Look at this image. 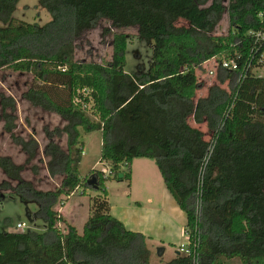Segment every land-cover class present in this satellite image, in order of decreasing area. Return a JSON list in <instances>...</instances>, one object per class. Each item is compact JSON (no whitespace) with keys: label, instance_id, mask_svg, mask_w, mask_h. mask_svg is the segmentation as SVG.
<instances>
[{"label":"trees","instance_id":"trees-1","mask_svg":"<svg viewBox=\"0 0 264 264\" xmlns=\"http://www.w3.org/2000/svg\"><path fill=\"white\" fill-rule=\"evenodd\" d=\"M225 1L40 0L52 17L40 26L14 18L21 0H0V71L31 73L34 82L23 98L65 123L48 134L44 149L50 177L62 179L54 191L36 189L23 179L22 165L0 157L8 179L0 184V205L4 193L36 203L35 218L45 223L44 233L0 232V264H150L149 240L111 216L106 188L109 181L130 182L136 159L155 162L186 214L189 243L199 244L197 264H264V78L252 72L264 55V41L256 39L264 35V0ZM226 11L233 31L215 37ZM102 20L116 29L137 28L139 39L153 42L147 71L126 72L124 34L114 37L108 64L75 61L74 40ZM214 58L239 63V71L223 70L233 82L252 66L231 92L213 86L195 102L196 70ZM91 103L95 120L87 114ZM16 112L15 100L0 92L4 130L29 164L38 141L15 135ZM191 117L207 125L210 142L189 125ZM81 130L102 134L100 162L109 165L108 176L92 171L81 179ZM63 135L66 150L56 141ZM93 176L95 188L88 185ZM80 187L98 193L82 234L55 211ZM194 262L180 252L169 264Z\"/></svg>","mask_w":264,"mask_h":264},{"label":"rangeland","instance_id":"rangeland-1","mask_svg":"<svg viewBox=\"0 0 264 264\" xmlns=\"http://www.w3.org/2000/svg\"><path fill=\"white\" fill-rule=\"evenodd\" d=\"M224 3L228 5V0ZM14 18L30 24L36 23L40 26H44L52 20L51 15L40 5V0H21L14 13ZM0 26H2L1 22ZM231 31L233 29L231 28L229 14L226 11L213 36L227 37L231 34ZM119 34L126 35L129 40L126 52V72L133 75L140 72V70L147 71L153 58V42L139 39L137 28L116 29L112 26L111 22L106 20L100 21L95 29L85 32L80 38L74 40L76 45L75 61L79 63L108 64L113 55L112 44L114 37ZM251 35L253 36L254 34L251 33ZM258 37L264 39V36ZM222 63L220 59L214 58L196 70L200 88L196 93L195 102L201 98H207L209 90L213 86H219L228 92L236 88L239 77L234 82L228 79V75L224 73L225 70L222 68ZM252 72L256 77L264 78V55L257 65L254 66ZM221 76L224 80L223 83H220L219 80ZM33 82L34 76L31 73H15L7 69L0 71V92L4 93L7 97H12L17 105V128L15 135L25 141H28L31 137L38 141V154L36 158L29 164H26L28 158L26 153L5 132L4 122L0 120V157H11L17 165H22L24 167V172L22 173L23 179L32 182L36 189L54 191L61 185L62 179L60 177H50L47 170L48 159L44 155V149L48 144V134H51L55 129H62L65 123L56 114L33 107L23 98V94L31 88ZM93 107V103L87 106V114L95 120ZM188 123L191 127L197 128L204 133L205 141H211V134L206 124L196 125L193 117L189 118ZM81 133V141L84 143L85 154L82 156L79 170L81 179L84 180L91 174V168L94 164L96 162L101 163L100 154L103 137L100 132L85 134L81 130ZM56 141L64 149H67L66 135L56 138ZM150 162L156 169L155 162L152 160ZM33 167H37V174L33 173ZM97 167L100 171L110 169L109 165L102 163ZM157 172L159 173L158 170ZM4 181H8V179L0 169V184ZM13 185L15 186L16 183H13ZM84 190V187H80L74 196L68 198L62 197L60 203L55 208V211L62 216L60 208H63L67 203L64 213L67 214L71 225L80 234L83 233L84 225L91 215V199L98 194L91 189H86L85 194H83ZM37 211L38 204L23 202L8 193H4L2 204L0 205V232L15 231L19 223H25L27 228L23 232L35 231L36 233H44L45 223L43 220L35 218ZM58 228L61 231L65 230V226L62 223H58ZM188 243V239H185L182 246L186 247ZM151 248L152 250L149 246L150 264H166L171 262L175 256V249L167 248L163 257H160L158 253L159 247L155 245V247ZM227 264H241V262L238 259H234Z\"/></svg>","mask_w":264,"mask_h":264},{"label":"crops","instance_id":"crops-1","mask_svg":"<svg viewBox=\"0 0 264 264\" xmlns=\"http://www.w3.org/2000/svg\"><path fill=\"white\" fill-rule=\"evenodd\" d=\"M98 165L101 163L96 162L91 172L100 171L97 169ZM157 170L150 160L136 159L132 163L130 182H107L110 214L127 230L145 236L149 240L148 247L150 246L151 250L155 245L159 247L160 257H163L167 248L175 249L174 260L180 254L179 249L183 241L187 239L185 232L188 220L168 192ZM66 207L67 203L60 208L61 214L71 225L70 219L64 213Z\"/></svg>","mask_w":264,"mask_h":264},{"label":"built area","instance_id":"built-area-1","mask_svg":"<svg viewBox=\"0 0 264 264\" xmlns=\"http://www.w3.org/2000/svg\"><path fill=\"white\" fill-rule=\"evenodd\" d=\"M258 36H264L262 33L256 34V39L259 41L260 40L264 41V39L262 37H258ZM251 66H252V63L250 62L246 65V67L243 68V73L240 75L239 81L241 80V78L246 77V74L248 73ZM222 68L224 70L229 71V72L239 71V69H240L239 63H237L236 61H231V62L224 61L222 63ZM84 108H86V107H84ZM105 165H107V164H105ZM100 172H103L106 176H108L110 174V169L109 170H103ZM26 228H27V225L25 223H19L15 229V232H23V230ZM185 236L187 237V239L189 241V234L187 232H185ZM198 247H199L198 242H195L194 245H190V243H188V245L186 247L181 246L179 251L186 256H192L193 255V257L195 259L194 263L197 264V253L196 252H197Z\"/></svg>","mask_w":264,"mask_h":264},{"label":"water","instance_id":"water-1","mask_svg":"<svg viewBox=\"0 0 264 264\" xmlns=\"http://www.w3.org/2000/svg\"><path fill=\"white\" fill-rule=\"evenodd\" d=\"M120 178L122 179L123 178V175L121 174L120 175ZM96 183H97V180L96 178L93 176L89 181H88V185L92 188H95L96 187Z\"/></svg>","mask_w":264,"mask_h":264}]
</instances>
